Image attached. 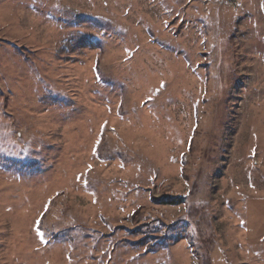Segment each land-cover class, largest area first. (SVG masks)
<instances>
[{
    "label": "rangeland",
    "instance_id": "rangeland-1",
    "mask_svg": "<svg viewBox=\"0 0 264 264\" xmlns=\"http://www.w3.org/2000/svg\"><path fill=\"white\" fill-rule=\"evenodd\" d=\"M0 264H264V0H0Z\"/></svg>",
    "mask_w": 264,
    "mask_h": 264
},
{
    "label": "trees",
    "instance_id": "trees-1",
    "mask_svg": "<svg viewBox=\"0 0 264 264\" xmlns=\"http://www.w3.org/2000/svg\"><path fill=\"white\" fill-rule=\"evenodd\" d=\"M95 66L97 67V63L95 64ZM180 203H182V200H180V199L167 200V201H165V204H169V205H178ZM37 225H38V227H37L38 228V231H40L41 233H45V232H43V218H41L38 221V224ZM156 229H157L156 226L153 227V228H150V225L149 224H146V225H144L142 227V231L145 233V235H150L149 238H147V239L148 240H151V241H154L151 244L150 248L157 247L158 245L161 246V247H163V246L166 247L167 246V242H165V237L167 238L166 234H164L165 237L164 238H161V239L159 237H156L155 236L156 239H160L159 241L158 240H155L154 236H152L153 231H156ZM55 234H57V233H55ZM168 237L169 238H175L172 234H170Z\"/></svg>",
    "mask_w": 264,
    "mask_h": 264
},
{
    "label": "snow or ice",
    "instance_id": "snow-or-ice-1",
    "mask_svg": "<svg viewBox=\"0 0 264 264\" xmlns=\"http://www.w3.org/2000/svg\"><path fill=\"white\" fill-rule=\"evenodd\" d=\"M161 87H163V84L161 85ZM149 99H151V97H149ZM97 144H99V140L97 141ZM94 152L96 151V149H94L93 150ZM89 168H90V166H89ZM77 179L79 180L80 179V177H77ZM86 183V182H85ZM46 210V209H45ZM38 234H40L39 232H38Z\"/></svg>",
    "mask_w": 264,
    "mask_h": 264
}]
</instances>
